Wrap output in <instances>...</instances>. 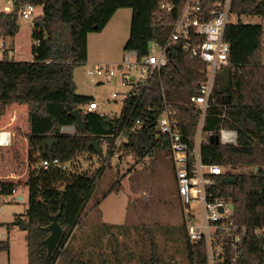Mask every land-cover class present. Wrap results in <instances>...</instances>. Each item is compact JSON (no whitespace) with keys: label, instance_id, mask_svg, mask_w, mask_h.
Wrapping results in <instances>:
<instances>
[{"label":"trees","instance_id":"trees-1","mask_svg":"<svg viewBox=\"0 0 264 264\" xmlns=\"http://www.w3.org/2000/svg\"><path fill=\"white\" fill-rule=\"evenodd\" d=\"M162 1L14 0L11 11H0V37L6 38L20 31V17L27 5L43 7L42 14L32 20L33 60L15 61L6 56L0 59V117L15 104L26 105L30 121V170L24 183L29 190V206L25 219L17 216L14 223L8 224L9 228L17 225L26 231L28 264H56L59 258H64L66 264H94L69 253L65 241L84 213L99 171L57 166L44 169L40 166L43 159L58 158L68 165L88 155L102 161L103 145L109 153L115 141L112 135L120 132L131 135L120 150L144 157L159 144L146 128L161 114L164 97L178 110L183 134L197 132L200 110L191 97L206 76L182 49L170 50L160 74L151 79L138 101L127 103L120 116L85 111L82 116L86 131L77 128L75 133L66 134L61 130L65 125H75L70 112L94 100L91 95L78 93L74 80L75 67L88 59V34L102 30L117 10L131 8L130 34L124 49H136L142 57L148 53L150 41L166 40L177 17V12L160 9ZM232 12L239 17L264 15V0H233ZM226 40L230 43V65L216 74L203 132L218 134L221 128L235 129L237 143H215L207 137L202 155L205 162L237 170L233 174L237 182L226 184L221 179L217 190L234 202L236 221L253 230L264 226V27L241 21L231 23ZM225 96H230L228 104ZM139 118L144 121L143 128L131 132V125ZM46 139L57 142L50 148ZM94 140H99L101 153L92 144ZM1 184L3 192L10 195L20 182ZM55 216L64 234L49 256L44 240L50 231L45 228ZM187 243L191 264H207L204 246H195L188 238ZM263 244L264 239L250 235L242 250L244 264L264 261ZM9 250V239H0V252Z\"/></svg>","mask_w":264,"mask_h":264},{"label":"rangeland","instance_id":"rangeland-1","mask_svg":"<svg viewBox=\"0 0 264 264\" xmlns=\"http://www.w3.org/2000/svg\"><path fill=\"white\" fill-rule=\"evenodd\" d=\"M13 3L14 0H0V11H11ZM42 12L43 7L36 6L31 19L20 17V31L15 37H0V43L6 44L5 56L8 59L33 60L32 46L35 41L32 38V20ZM132 14L131 8H121L105 29L90 32L88 61L74 70L77 92L93 95L100 104L97 110L100 113L121 114L124 94L116 99L111 95L123 91V87L116 81L97 83L99 78L90 76L87 71L93 64L117 63L123 59ZM231 21L264 23L259 16L232 15ZM6 46H12L10 54ZM5 56L0 53V59ZM3 126L8 130L15 129L17 138L22 142L0 147V180L20 182L17 194L0 204V236L4 233L10 241V250L0 252V264H28L26 231L17 225L8 227V224L16 221L17 216L25 219L29 206V190L24 185L30 170L24 139L30 132L28 107H10L0 117V128ZM103 149L105 158L102 161L97 157L81 155L67 165V169L88 170L91 173L99 171L94 192L71 234L68 252L89 261V255H94L96 251L92 258L94 264H102V260L106 264H157L158 261H161L158 264H191L176 171L169 147L161 142L144 157L118 150L119 157L113 156L107 164L106 144ZM19 195H23V198L18 199ZM106 222L122 226L111 228ZM90 233H94L96 239ZM98 235H106V244L105 239L99 241ZM56 264L66 262L64 258H59Z\"/></svg>","mask_w":264,"mask_h":264},{"label":"built area","instance_id":"built-area-1","mask_svg":"<svg viewBox=\"0 0 264 264\" xmlns=\"http://www.w3.org/2000/svg\"><path fill=\"white\" fill-rule=\"evenodd\" d=\"M232 4L233 0H164L160 4L161 10L167 13L177 12L164 42L150 41L148 53L142 57L136 49H124L120 62L96 63L89 66L87 71L101 82H118L123 91L113 92L111 97L116 99L124 94V107L129 101L140 99L151 79L160 74L167 64L171 49L184 50L205 73L206 79L199 84L196 93L191 97V102L200 110V121L194 135L183 134L178 110L165 97L161 114L146 130L153 135L155 143H168L176 171L187 238L195 246H204L207 264H244L241 259L242 250L250 235L264 239V226L251 230L247 225L238 223L235 219L234 202L217 190L219 181L224 176H234L237 170L205 162L202 155L203 143L211 135H218L221 144H236L238 138L235 129L221 128L218 134L203 132L207 110L212 103L216 74L230 65V43L226 40V31L233 23L231 16L236 15L232 12ZM34 10V5H27L21 17L31 19ZM258 16L264 20V15ZM258 24L264 27V23ZM5 45L0 43L1 54L6 52ZM7 49L9 53L12 52L10 48ZM99 107V102L93 100L82 106V110L97 111ZM143 124L142 119H137L130 127L131 132H140ZM61 130L62 133L73 134L77 127L65 125ZM13 137L11 130L0 129V147L10 146ZM112 137L115 141L107 155L106 164L113 156L119 157L118 150L130 141L131 135L120 132ZM40 166L44 169L53 166L67 168L58 158H45ZM1 181L3 180H0V204L17 194L16 189L10 195L5 194ZM69 240L70 235L65 244ZM254 264H264V261Z\"/></svg>","mask_w":264,"mask_h":264},{"label":"water","instance_id":"water-1","mask_svg":"<svg viewBox=\"0 0 264 264\" xmlns=\"http://www.w3.org/2000/svg\"><path fill=\"white\" fill-rule=\"evenodd\" d=\"M224 102L226 104H228L230 102V96H225L224 99H226ZM70 115L73 119H75L76 123V127L86 131L87 130V126L86 123L83 119L82 116V111L81 108L75 109L72 112H70ZM210 141L211 142H215V143H219V136L218 135H211L210 136ZM46 144L52 148L53 144L57 142V140L55 139H46ZM92 144L95 146L96 151L98 153H101V149L99 148V140H94L92 142ZM256 171L258 170V168L255 169ZM223 183L226 184H234L237 182V177L236 176H224L222 179ZM19 199H22L23 196L20 195L18 197ZM46 230L50 231L49 236L44 240V244L46 245L47 249H48V255L51 256L53 254V252L55 251V249L57 248L63 234H64V229L62 228V226L59 224L58 220H57V216L54 217L53 222L45 228Z\"/></svg>","mask_w":264,"mask_h":264},{"label":"crops","instance_id":"crops-1","mask_svg":"<svg viewBox=\"0 0 264 264\" xmlns=\"http://www.w3.org/2000/svg\"><path fill=\"white\" fill-rule=\"evenodd\" d=\"M118 11V10H117ZM117 11H116V13H117ZM115 13V14H116ZM115 14L113 15V17L115 16ZM112 17V18H113ZM111 18V19H112ZM111 19H110V21H111ZM109 21V22H110ZM109 22L107 23V25L104 27V29L108 26V24H109ZM10 45H12V44H10ZM12 47V46H11ZM10 46H8L7 48H10L11 49V51H12V48H11ZM10 54V53H9ZM88 54H89V49H88ZM4 56H5V54H3ZM87 61H88V59H87ZM121 61V60H120ZM119 61V62H120ZM97 83H103V82H101L100 80L99 81H97ZM82 94V93H81ZM86 95H88V94H86ZM91 96H93V95H91ZM94 97V96H93ZM94 100H96L95 99V97H94ZM18 104H15V105H13L12 107H22L23 105H19V106H17ZM100 108V107H99ZM81 111H82V113L83 112H85V111H83L82 110V107H81ZM98 112V111H97ZM100 113V112H99ZM101 114H110V113H101ZM113 115V114H112ZM115 115V114H114ZM29 125H30V121H29ZM4 127H6V126H3V127H1L0 129H2V128H4ZM30 127V126H29ZM11 131L13 132V134H14V137H13V144L14 143H19V142H22V141H20V139L19 138H17V131L15 130V129H11ZM29 134V133H28ZM25 139V141L27 142V144H26V151H27V154H26V159H27V161H28V148H29V141H28V137H25L24 138ZM17 140H18V142H17ZM12 144V145H13ZM106 151H107V153H108V148H107V146H106ZM2 175L0 174V178H2L1 177ZM27 180V179H26ZM20 196V195H19ZM18 196V197H19ZM23 196V195H22ZM179 196V195H178ZM19 199V198H18ZM107 224H109L110 225V227L111 228H116L115 226H117V225H121V224H117V223H109V222H106ZM122 226V225H121ZM90 235H91V237H93V239H96V236H95V234L94 233H90ZM106 235H103V237H100L99 235H98V239H99V241H102V240H104L105 239V243L104 244H106V240H107V238L105 237ZM0 239H2V240H4V239H6V236H5V234L4 233H2V235L0 236ZM95 250H96V248H95V246L94 245H91ZM95 254H96V251H95ZM94 254V255H95ZM94 255H89V257H90V259L92 260V258H93V256ZM102 262H105V260H102Z\"/></svg>","mask_w":264,"mask_h":264}]
</instances>
